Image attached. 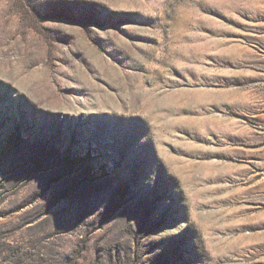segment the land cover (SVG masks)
Instances as JSON below:
<instances>
[{
	"label": "rangeland",
	"instance_id": "1",
	"mask_svg": "<svg viewBox=\"0 0 264 264\" xmlns=\"http://www.w3.org/2000/svg\"><path fill=\"white\" fill-rule=\"evenodd\" d=\"M0 264H264V0H0Z\"/></svg>",
	"mask_w": 264,
	"mask_h": 264
}]
</instances>
